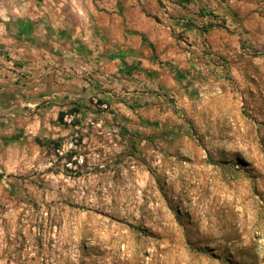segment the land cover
I'll use <instances>...</instances> for the list:
<instances>
[{
  "label": "rangeland",
  "instance_id": "rangeland-1",
  "mask_svg": "<svg viewBox=\"0 0 264 264\" xmlns=\"http://www.w3.org/2000/svg\"><path fill=\"white\" fill-rule=\"evenodd\" d=\"M0 264H264V0H0Z\"/></svg>",
  "mask_w": 264,
  "mask_h": 264
}]
</instances>
